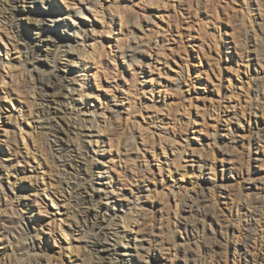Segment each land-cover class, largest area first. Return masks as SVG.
Instances as JSON below:
<instances>
[{
  "label": "rangeland",
  "instance_id": "374dc122",
  "mask_svg": "<svg viewBox=\"0 0 264 264\" xmlns=\"http://www.w3.org/2000/svg\"><path fill=\"white\" fill-rule=\"evenodd\" d=\"M14 1L0 264H264V0Z\"/></svg>",
  "mask_w": 264,
  "mask_h": 264
},
{
  "label": "bare ground",
  "instance_id": "6f19581e",
  "mask_svg": "<svg viewBox=\"0 0 264 264\" xmlns=\"http://www.w3.org/2000/svg\"><path fill=\"white\" fill-rule=\"evenodd\" d=\"M15 1L12 2V4H13L12 7H14V8L16 5ZM50 20H52V19H50ZM38 25H40V23H38ZM39 39H40V42L44 40L42 38H39ZM47 40L49 41V38H47ZM41 81H43V80H41ZM44 83H45V81H44ZM46 86L48 89L42 88L43 91H42V94L40 95L41 99H42L41 104H40V109L43 112H45L46 114L51 115V114H55V112H57L60 109L59 105L61 103V100L68 99V96L63 93L64 81L58 77H52V78L48 79ZM53 129L56 132L58 128L53 127ZM105 229H106V227H104L103 225H99V227H98L100 235H97L93 247H95L99 251L105 250L103 244L101 243V236H102L101 234H105Z\"/></svg>",
  "mask_w": 264,
  "mask_h": 264
}]
</instances>
